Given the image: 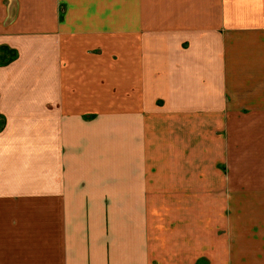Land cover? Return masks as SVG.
I'll return each instance as SVG.
<instances>
[{
    "label": "crops",
    "instance_id": "0c3cea01",
    "mask_svg": "<svg viewBox=\"0 0 264 264\" xmlns=\"http://www.w3.org/2000/svg\"><path fill=\"white\" fill-rule=\"evenodd\" d=\"M263 6L0 0V264H264Z\"/></svg>",
    "mask_w": 264,
    "mask_h": 264
},
{
    "label": "rangeland",
    "instance_id": "374dc122",
    "mask_svg": "<svg viewBox=\"0 0 264 264\" xmlns=\"http://www.w3.org/2000/svg\"><path fill=\"white\" fill-rule=\"evenodd\" d=\"M262 8L264 9V6ZM240 174L244 178L250 177V176L261 177L262 175H264V168L261 166H256L251 169L243 168ZM237 186H238V190H241L243 192L264 191V183L246 182L245 179L241 184H237ZM211 201L213 202L217 200H211ZM227 201L229 202L230 206H235V207L264 206V195H261V194L260 195H250L247 193V195H236L234 198H230ZM198 202H202V200H196V207L199 206ZM203 204H204V200H203Z\"/></svg>",
    "mask_w": 264,
    "mask_h": 264
},
{
    "label": "trees",
    "instance_id": "16d2710c",
    "mask_svg": "<svg viewBox=\"0 0 264 264\" xmlns=\"http://www.w3.org/2000/svg\"><path fill=\"white\" fill-rule=\"evenodd\" d=\"M18 54L15 50L7 47L0 49V66L7 65L17 58Z\"/></svg>",
    "mask_w": 264,
    "mask_h": 264
}]
</instances>
